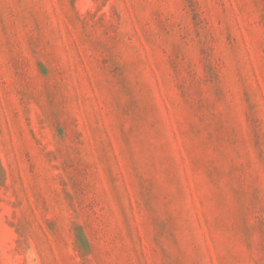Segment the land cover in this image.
Instances as JSON below:
<instances>
[{
  "label": "rangeland",
  "instance_id": "rangeland-1",
  "mask_svg": "<svg viewBox=\"0 0 264 264\" xmlns=\"http://www.w3.org/2000/svg\"><path fill=\"white\" fill-rule=\"evenodd\" d=\"M0 264H264V0H0Z\"/></svg>",
  "mask_w": 264,
  "mask_h": 264
}]
</instances>
